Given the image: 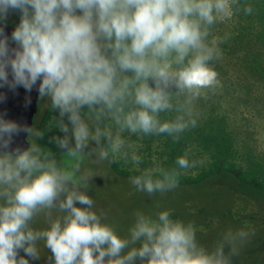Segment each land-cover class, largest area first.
<instances>
[{"label": "clouds", "instance_id": "9594fccd", "mask_svg": "<svg viewBox=\"0 0 264 264\" xmlns=\"http://www.w3.org/2000/svg\"><path fill=\"white\" fill-rule=\"evenodd\" d=\"M10 10L21 16L11 33L16 47L0 26V87L30 92L39 81V98L58 113L52 122L63 134L49 142L74 163H58L35 142L45 132L0 115V264L39 260L38 241L50 250L49 264H231L248 232L229 230L209 250L197 242L195 225L170 218L171 210L156 218L137 213L129 236L121 237L81 190L92 173L81 171L80 161L90 142L101 160L127 159L125 130L177 142L196 126L193 101L219 86L209 62L220 58L217 45L227 39L209 40L210 29L239 11L238 0H0V24ZM181 95L183 103L173 105ZM172 111L173 120H161ZM105 119L117 126L115 134L109 125L100 127ZM21 132L30 146L12 148ZM176 163L187 169L196 162L181 157ZM179 177L175 168L160 169L159 178L145 171L131 182L138 191L164 193ZM53 210L63 215L53 217ZM41 213L48 227L36 230L31 225Z\"/></svg>", "mask_w": 264, "mask_h": 264}, {"label": "trees", "instance_id": "16d2710c", "mask_svg": "<svg viewBox=\"0 0 264 264\" xmlns=\"http://www.w3.org/2000/svg\"><path fill=\"white\" fill-rule=\"evenodd\" d=\"M238 6L239 11L230 19L211 26L209 40L225 36L227 39L217 45L222 53L220 58L209 62L219 74V86L204 89V94L193 101L196 126L180 133L177 142L167 134L145 135L125 130L124 135H130L131 139L140 137L143 145L139 149L140 165L144 169L151 166L154 178H159L160 169L175 168L180 172L178 186H197L218 179L235 195L236 204H256L259 209L264 207V154L254 149L248 135L242 132L238 113L239 107L244 112L259 114L264 108V0H238ZM245 6L252 7V14H245ZM20 16L16 10L12 26L19 24ZM184 99L183 95L174 96L172 103H183ZM176 115L175 111L165 112L160 118L173 120ZM53 116L58 113L51 111L49 102L38 127L45 136L37 139V144L59 156L62 150L49 142L53 135L63 136L55 128ZM105 125H110L112 131L116 129L111 120H103L100 127ZM181 157H186L190 164L196 162L195 167L179 168L176 161ZM106 161L118 176L132 179L145 172L124 168L123 160L117 156L114 162L111 155ZM228 180L232 183H227ZM259 214V210L251 213L249 209H238L239 220L254 226L264 225V218Z\"/></svg>", "mask_w": 264, "mask_h": 264}, {"label": "rangeland", "instance_id": "374dc122", "mask_svg": "<svg viewBox=\"0 0 264 264\" xmlns=\"http://www.w3.org/2000/svg\"><path fill=\"white\" fill-rule=\"evenodd\" d=\"M15 15L16 10H10L7 20L2 24L14 25L12 21ZM48 104L46 98L44 100L39 98L32 125L35 130L40 126ZM261 110L260 114L255 111L244 112L243 108L239 107L238 119L243 124L241 130L244 135H248L251 146L264 154V108ZM88 122L91 127L95 126L93 121ZM115 130H118L117 126ZM124 133L126 132L121 133V137L125 140L123 151L127 152V159L122 155L117 156L123 160L124 168L152 172L151 166L148 165L144 169L140 163L136 164L131 159L132 155H141L139 149H142L143 145L140 137L131 139L130 135L126 136ZM35 142L37 143V140ZM96 148L97 145L90 142L86 154L80 161L81 171L90 170L92 173L88 188L81 190L93 200L92 210L101 216L102 223L112 226L121 237L129 236V229L134 225L137 213L156 218L159 212L171 210L170 218L195 225L197 242L209 250H212L229 230L233 233L239 230L248 232V237L238 244L237 253L230 257L231 264H264V225L254 226L238 218L239 207L249 209L251 213L259 210L264 218V207L257 209L256 204L243 203L244 207L236 204L235 195L218 179L197 186H177L164 193L148 194L138 191L130 178L118 176L106 160L99 158L98 153L93 151ZM55 158L58 163L63 162L67 165L74 163L62 153ZM226 182L232 183L231 180ZM52 214L53 217L63 215L56 210H53ZM31 226L36 230L47 228L44 213L37 215ZM37 248L40 259L32 260L28 257L30 264H49L51 253L45 247L44 241H38ZM228 250L226 246V254ZM20 255H24L23 251Z\"/></svg>", "mask_w": 264, "mask_h": 264}, {"label": "water", "instance_id": "95a60500", "mask_svg": "<svg viewBox=\"0 0 264 264\" xmlns=\"http://www.w3.org/2000/svg\"><path fill=\"white\" fill-rule=\"evenodd\" d=\"M0 26L4 27L5 34L9 37L10 47H16L15 42L11 40V33L15 27L9 24H0ZM11 78V73H9V79ZM38 84L39 81L30 92L22 86H17L14 90L7 86L0 87V96L3 97L0 99V115L22 126L32 127L38 109ZM27 136L26 132L14 135L11 147H19L22 150L27 149L30 146Z\"/></svg>", "mask_w": 264, "mask_h": 264}]
</instances>
